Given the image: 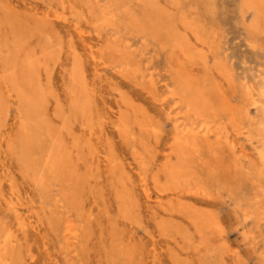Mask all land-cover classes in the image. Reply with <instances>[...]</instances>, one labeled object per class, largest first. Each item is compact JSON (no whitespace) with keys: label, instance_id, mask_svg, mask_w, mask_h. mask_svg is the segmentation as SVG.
Wrapping results in <instances>:
<instances>
[{"label":"rangeland","instance_id":"rangeland-1","mask_svg":"<svg viewBox=\"0 0 264 264\" xmlns=\"http://www.w3.org/2000/svg\"><path fill=\"white\" fill-rule=\"evenodd\" d=\"M101 1L102 4L106 3V0ZM136 1L132 0L126 6L132 8L137 24L127 28L128 17L121 14L118 31L102 26L98 18H91L87 0H73L72 15L69 12L66 14L68 23L57 18L51 19L57 35L60 34V40L63 41L61 46L66 53L64 56L62 53V56L73 57L72 53L71 56L69 54L73 48L86 71L85 87H88L87 93L93 102L96 130L99 131L91 139L93 148L90 152L96 156L94 173L104 175V180L101 178L104 183L95 189L86 186L82 192L81 209L77 211L76 208L71 218L82 225V236L80 243L73 248L64 239L63 222L59 229L52 228L46 219H42L39 226L36 225L39 224L37 219L43 218L38 208L43 205L42 193L22 174L16 159L10 155L4 140L0 138V210L4 209V212L0 211V228L3 227V233L12 236L11 248L16 253V264H149L150 255L153 258L150 264H264V161L259 159L258 154L263 139L257 132L260 129L264 133V99L260 102V110L256 112L254 107L249 106L246 90L255 87L256 93H260L264 87V14L260 15L258 25L252 10L243 8L240 11L241 6L244 7L242 0H159L161 3L156 0L158 4L155 6L159 12L152 13L155 16L152 17L144 3ZM240 3L241 9L238 6ZM0 7L27 17L36 12L41 17L50 11L63 12L59 0H0ZM203 8L211 10L207 13ZM182 26L187 29L190 26L188 31L196 27L200 33L203 32L204 38L209 37V45L204 48L193 46L194 36L191 32L185 36L186 29ZM169 28L177 33V40H186L189 47H193L191 59L186 63L177 60L172 54L173 48L167 42ZM113 35L121 38L117 46L122 57L117 56L118 59L112 54L102 56L98 53L106 45L104 40ZM101 38L103 41H100ZM91 47L97 52V61L102 58L104 62L106 60L105 63L95 66L90 58ZM128 64L134 72L130 75L121 74L122 68ZM52 73L50 87L47 88L60 96L64 86L61 70L55 67ZM183 83L192 91L189 93L191 98L197 94L205 95V116L221 129V136L235 141L248 156L241 157L240 152L231 153L223 142H216L215 138L209 142H199L198 153L186 149L189 151L187 171L178 174V178L173 181L169 178L168 170L180 167L179 156L182 153L180 147L172 142L176 132L174 119L186 111L185 107L178 105L179 99L185 97L181 91ZM193 87H198L199 93L196 94ZM91 89H94L93 92ZM170 90L177 95L169 97ZM163 97H169L165 105L162 103ZM9 101L12 105L8 104L11 107H8L9 112L7 110L5 122L0 128L2 137L4 133L15 134L11 129L17 105L13 104V99ZM124 102L131 105V122H141L146 128V131L145 128L141 131L133 125L131 136L126 142L111 124L118 104ZM247 112L249 115L246 116ZM198 123L194 116L187 120L188 127H195ZM240 130L252 133V142L242 137ZM105 152H111L125 172L123 177L135 205L128 216L118 211L113 196L107 187L103 188L107 168L102 166L104 159L101 157ZM135 152L139 155L137 162L133 159ZM142 176L145 180L147 178L148 182L145 183L150 189L151 201H147L143 190H140ZM9 193H14V202L18 203L20 216L24 214L22 219L28 225V231L20 230L19 221L6 208L7 200L12 197ZM6 196L9 198L6 199ZM158 201L161 208L165 205L163 208L167 207L166 210L170 209L171 213L160 209ZM174 202H177L176 206ZM179 210H184L187 216L205 218L209 223L199 234L184 215L176 213ZM172 214H177V217L173 218ZM17 224L20 233L17 232ZM30 225L36 228L32 229ZM129 233L134 235L131 234L135 238H131L135 240L134 243ZM124 236L129 239L124 240ZM129 254H132L130 259L127 256Z\"/></svg>","mask_w":264,"mask_h":264},{"label":"bare ground","instance_id":"bare-ground-1","mask_svg":"<svg viewBox=\"0 0 264 264\" xmlns=\"http://www.w3.org/2000/svg\"><path fill=\"white\" fill-rule=\"evenodd\" d=\"M59 1L61 4V8L63 9V12L59 9L60 7H57L61 11V13L60 12L57 13L56 11L55 12L50 11L48 13H45L43 17L39 15V12L38 13L36 12L33 16L30 17L15 15L5 10L3 7H0V16H2V18L0 19V128L3 127V123L5 122L4 120L8 107H11L8 106V104H11L10 103L11 101L9 100L13 99L14 102L13 104L17 105V109L15 108L14 110V112L16 113H14L15 115H13L15 116L13 119L14 126L12 127L13 129H11L12 131H15V134L11 132L12 134L6 133L5 135L3 130L4 133L3 137L1 136L2 134L0 131L1 134L0 138L4 140L2 141L3 143L5 142L7 151L10 153V155L16 159L19 165L18 167L21 168L22 174L26 178L30 179V181L33 182L34 185L42 193L43 205L38 208H40L39 212L42 211L43 218H38L37 223L39 224L36 225L39 226L40 222H42V219H46L48 221V224H50L52 228L59 229L58 227L60 226L61 222H63L65 225L64 239L68 244L71 245V247L76 248V246L80 243L81 240L82 225L71 219L72 213L73 211L75 212L76 208H78L77 211L81 209L80 197H82L83 195L82 192L85 189V187L87 186L91 189H95L101 186L104 183V181L103 183L101 182V178L104 175L103 173L101 174L103 176L94 173L96 169H94L95 167H93V165L96 162V161L94 162V157L96 156L95 153L90 152L92 147V145L90 144V142L92 143L91 139L93 140V137L95 136L96 132L98 133L99 131L96 130L98 127H97V118H96V112L93 107V102L91 101V98H89V95L87 93L88 87L87 89L85 87V77L87 76L85 75L86 71L83 65H81L80 63L81 59L78 61L76 55L77 53L75 54L73 48H71L72 50L69 51L70 56L72 53L73 57L72 56L63 57L66 53L63 52L64 51L62 48L63 46H61V43L63 41L62 39L60 40L59 37L60 34L58 33L59 36L57 35L56 28H54L53 26L54 22L52 21L53 19L55 20L56 18H57L56 20L59 21L60 20H63L65 22L68 21L66 14L67 12H69L70 14V12L73 11L74 9V5H72L73 0H59ZM131 1L132 0H106V3L102 4L101 0H87L86 5L90 10L91 18L93 19L98 18L102 26H106L109 27L108 29L111 28L112 30L118 31L120 27L118 23L120 21L121 14H124L128 17L129 26L126 25L127 28L130 27L131 25L135 26L137 24V19L135 18L134 13L131 10L132 8L131 9L128 8ZM141 1L144 3L146 8H148L147 12L149 11V15L155 17L153 16L152 13L159 12L157 11V7L155 6L157 3L156 0H141ZM159 2L161 3V1ZM199 2L201 1L199 0ZM241 2L243 3L244 7L241 6L240 3V5H238L239 7L240 6L242 7V9L240 7L241 9L240 11L242 12L243 8L244 9L246 8L247 11L252 10L253 17L255 18L256 23H258L260 15L264 14V0H242ZM127 4L128 6H126ZM162 6L164 5H161L160 7ZM187 6L188 5H186V7ZM51 8L53 9V7ZM203 9L208 11V8H203ZM210 10L207 13H209ZM182 11H184V9ZM247 11L244 10L245 13ZM11 12H13V10ZM236 14H240V13H236ZM242 14L244 13H241V15ZM71 15L72 14H70V16ZM150 23L152 24V21ZM181 23L183 24V22ZM185 23L186 22H184V24ZM189 27L187 29L182 26V28L186 29L185 36H187L190 32L192 33V36H194L195 45L193 46L200 45L202 46V48H204L205 46L209 45V37L204 38L203 32L200 33L199 32L200 30L199 31L196 30V27L194 30L192 29L188 31ZM252 28H251V32H252ZM173 29H176V27ZM209 29L211 30V28ZM259 29H255V30L259 31ZM79 32L82 33V30H80ZM210 33H212V31H210ZM167 34H168L167 42L170 45V47L173 48L172 54H174L177 57V60L180 59L184 63L189 61L191 59V52L193 51V47L191 49L188 45L189 43L186 40H182V41L177 40L175 36L177 33H173L172 30H170V28L168 29ZM254 34L255 33H253V35ZM213 37L215 38V36ZM120 39L121 38L117 36L107 37L106 40H104L105 41L104 43L106 45L103 47V49L102 48L99 49L100 51H98V53L100 52L102 56L106 54H112V56H114L116 59H118L117 56L122 57V53L117 46V44H119L120 42ZM100 41H103V39ZM210 47L212 48L211 45ZM89 51H90V58L93 59L95 66L97 65L100 66V64L104 62V60H102V58L101 60L99 59L100 61L98 60L99 61L98 64L97 52L95 53L92 47L89 48ZM108 56L110 57V55ZM62 57L65 59L63 60ZM55 67L61 70L63 83H64L62 89L63 93H61L60 96L59 93H56L54 91L55 92L54 94V92L49 91V89L47 88L48 86L50 87V79L52 78L51 74H53L52 72L55 71ZM131 72L134 71H131V65L128 64L127 66H125V68H122L120 73L121 74L123 73L124 75H130ZM150 82L152 83V79ZM263 88L261 89L262 91L258 88L261 91L260 93H256L255 87L254 88L248 87L246 89L247 95L249 96L248 97V101L250 103L249 106L254 107L256 112L260 110L259 108V106L261 105L260 102L262 101V99H264ZM193 89L196 92V94L199 93V91H197L198 87H193ZM92 90L94 89H91L90 91ZM181 91L184 93L185 97H181L179 99L178 105L185 107L186 111L182 114H178L174 119L176 132L174 135L175 140L174 142H172L176 144L175 146L180 147L179 149L182 150V153L179 156L181 162L179 168L171 167L168 170V175L171 180L173 181L176 180L178 178V174L185 173L187 171V159L189 157L188 150L193 151V153H198L199 142H207V141L209 142L210 139L215 138L216 142H223V145H225V147H227L231 153L240 152V154H242L241 157L248 156L244 153L245 151H243V148L241 149V147H239V145H237L235 141L233 140L229 141L228 138L221 136V134H223L221 132H220L221 134L219 133V130L221 129H219V127L213 122V120L209 121L208 118L205 116V111H206L205 108L207 102L204 94H197V96L191 98L189 93H192V91L189 90V86H187L186 83H183ZM89 93L91 94V92ZM169 94H170L169 97L171 96L174 97L175 95H177L175 91H171V90ZM169 97L166 98L163 97L164 98L162 101L163 105L166 104ZM131 111L132 108L129 103L124 102L123 104H118V111L116 115H114L115 117L111 123L115 127L119 137L123 138V141L125 142L131 136L130 133L133 125L139 127L141 131H143V128H145V126L141 122H136L135 124L131 122L129 117ZM247 115H249L248 112L246 113V116ZM193 116L194 118L195 117L197 118L199 123L195 127H188L187 120H189ZM104 120L108 121L106 120V118ZM104 120H102L103 123L105 122ZM240 131L239 132L242 137L245 136L248 138L249 142H252V140L254 139V135H252V133L247 134L248 131L246 133L242 132L243 130ZM257 132L258 134L261 135L263 139L261 144L262 145L261 150L258 152L259 159L261 161H264V135H263L264 133L260 129L259 131L257 130ZM142 140H144V138ZM102 156L103 157H101V159L102 160L104 159V161H102V164L104 163L102 166L105 165V167L107 168V170L105 169L106 180L103 188L107 187L108 191L113 196V200L117 205L118 211L123 213V215L128 216L135 209V205L133 202V197L129 192L127 182L124 179L125 177H123V175H125V172L121 168V165H119V163H117V161L114 159V156L111 154V152H105L104 155ZM138 156H139L138 153L135 152L133 156L134 161L136 162L138 161ZM102 168L104 169V167ZM142 177H141L142 189L140 190L141 191L143 190V193L147 201H151L152 196L149 193L150 189L146 185V183L148 182L147 178L145 180V178ZM145 181L147 182L145 183ZM172 193H170V195H172ZM10 194L11 193H9L8 195ZM13 196L14 193L10 195L11 198L6 196V199L9 198V200H7L6 202V208L15 215L16 219L19 221L18 224H20V230L25 232L27 230L28 225L22 219V216L24 214L22 213L23 215L20 216L18 203H15L16 200H14L15 198ZM161 200H163V198ZM40 203L41 202H39V204ZM174 203L176 206L177 202ZM137 206L139 205L137 204ZM157 206L160 207V209H163L167 213L170 212L169 211L170 209L166 210L167 207L165 209L163 208L165 205L161 208L162 205L159 203V201L157 202ZM112 208L116 209L115 206H112ZM0 211L4 212V209ZM171 211L174 210L171 209ZM184 212H185L184 210L176 211V213H178L179 215H184L185 218L188 220L189 224L197 228L196 231L199 234H201L204 231L205 226H207L206 224L209 223L208 220L195 215L187 216ZM172 217L173 218L177 217V214L175 216L172 214ZM126 218L129 219L128 217ZM90 219L93 218L90 217ZM25 220L28 222L27 219ZM12 224H13L12 226L14 227L15 223L13 222ZM18 224H17L18 231L16 230L17 232H19ZM0 226H2L1 223ZM33 228L34 227H32V229ZM16 231L14 228V232ZM131 234L130 233L128 234L130 239L134 238L131 237ZM16 235L18 234L16 233ZM132 236L134 235L132 234ZM20 237L22 238L21 235ZM126 238H128V236H126ZM126 238L124 236V240ZM12 241L13 240L11 234H8L6 232L3 233V227L0 228V264H16L17 262L15 257L16 253L12 249L13 247L11 248V244H13ZM133 241L135 240H132V242ZM131 255L132 254L127 255L129 259L132 257ZM150 256L151 259L150 258L149 259L151 261L153 258L152 255ZM150 261H148L149 264Z\"/></svg>","mask_w":264,"mask_h":264}]
</instances>
